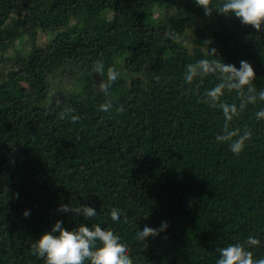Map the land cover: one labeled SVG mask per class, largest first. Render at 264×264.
Wrapping results in <instances>:
<instances>
[{
	"label": "trees",
	"instance_id": "trees-1",
	"mask_svg": "<svg viewBox=\"0 0 264 264\" xmlns=\"http://www.w3.org/2000/svg\"><path fill=\"white\" fill-rule=\"evenodd\" d=\"M221 2L206 14L196 0H0V264H46L32 246L57 220L117 232L133 264H216L236 242L264 257V24L220 13ZM47 29L57 32L37 44ZM23 36L31 50L7 54ZM203 58L248 60L256 101L248 85L208 97L220 73L187 82L186 66ZM109 68L120 75L104 92ZM224 104L237 106L231 120ZM162 220L166 231L136 239Z\"/></svg>",
	"mask_w": 264,
	"mask_h": 264
},
{
	"label": "clouds",
	"instance_id": "clouds-1",
	"mask_svg": "<svg viewBox=\"0 0 264 264\" xmlns=\"http://www.w3.org/2000/svg\"><path fill=\"white\" fill-rule=\"evenodd\" d=\"M196 3L203 6L206 14H210L212 9L209 5L212 0H196ZM218 10L225 15H234L239 18L242 24L252 25L260 29L264 24V0H222L218 4ZM174 37L170 34L169 39ZM216 53V49H211ZM97 72H103L104 65L97 62L95 65ZM208 73H220L224 79L215 87L207 92V96L212 100L219 99L223 95L224 89L243 90L248 85L249 95L246 97L248 102H255L257 96L254 88L251 86L256 76L253 65L248 60H240L239 67L234 63H226L222 59L209 60L200 59L196 63H190L186 66L184 79L192 82L194 77ZM120 73L115 68H109L107 80L101 82L99 87L102 91L107 92L111 84L119 78ZM260 99H264V91L258 93ZM243 107V104L240 106ZM112 108L110 102L102 104V111H109ZM223 112L227 120L237 113L236 104L222 105ZM121 112L124 108L119 109ZM257 118H264V109L256 113ZM64 118V113L60 114ZM72 120L79 119L78 116H72ZM245 135H248L247 133ZM222 139V137H218ZM243 147V138L236 140L230 145L231 151L239 153ZM60 211H74L82 213L85 217H94L97 215L95 207L83 204L80 207H71L69 204H61ZM25 217L30 215V209H24L22 213ZM113 220L122 223V213L116 211ZM169 227L167 220H162L159 227H151L147 224L136 232V239L146 244L150 236L159 235ZM260 240L256 236H248V245H258ZM35 254L44 258L46 264H133V259L129 255V247L124 243L123 237L118 236L117 232L106 230L100 224L88 226L80 224L76 228H66L63 222L57 220L49 230L43 231L33 244ZM220 256L216 264H264V257L254 258L253 252L240 242L230 243L219 249Z\"/></svg>",
	"mask_w": 264,
	"mask_h": 264
},
{
	"label": "rangeland",
	"instance_id": "rangeland-1",
	"mask_svg": "<svg viewBox=\"0 0 264 264\" xmlns=\"http://www.w3.org/2000/svg\"><path fill=\"white\" fill-rule=\"evenodd\" d=\"M178 14V13H177ZM176 14V15H177ZM165 15V9L156 6L153 9V17L155 20H160ZM181 18V15L179 16ZM56 29H47L41 32V30H38L36 33V43L37 44H45L47 41L53 38V36L56 34ZM33 44H32V38L23 36L19 39H17L13 45L10 46L7 54L13 55L14 53L18 52L22 55L27 54L28 51L31 50ZM70 86H68V89ZM61 95V94H60ZM62 96V95H61Z\"/></svg>",
	"mask_w": 264,
	"mask_h": 264
}]
</instances>
